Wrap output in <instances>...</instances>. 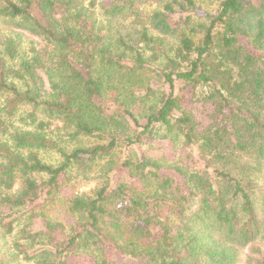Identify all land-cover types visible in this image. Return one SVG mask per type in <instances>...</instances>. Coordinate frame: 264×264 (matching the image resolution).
I'll use <instances>...</instances> for the list:
<instances>
[{"label": "trees", "instance_id": "obj_1", "mask_svg": "<svg viewBox=\"0 0 264 264\" xmlns=\"http://www.w3.org/2000/svg\"><path fill=\"white\" fill-rule=\"evenodd\" d=\"M2 24L0 264H264V0H0Z\"/></svg>", "mask_w": 264, "mask_h": 264}, {"label": "rangeland", "instance_id": "obj_2", "mask_svg": "<svg viewBox=\"0 0 264 264\" xmlns=\"http://www.w3.org/2000/svg\"><path fill=\"white\" fill-rule=\"evenodd\" d=\"M156 7V4H153L152 7H146V9L148 11H151V9L155 8ZM1 26H4L3 24L0 25ZM14 31L16 30L15 28L13 29ZM26 37V36H25ZM29 38V40H28ZM30 40H32V37L31 36H28L27 35V38H23L22 39V42H21V46H20V50L21 52H26L29 48V42ZM189 99H190V102H189ZM192 100L189 96V98L187 97L186 99V103L185 105L189 106L190 107V104L194 107V105L192 104ZM196 117H198L199 120H201L202 122L204 121V116L200 113V111H197L196 113ZM52 130V129H51ZM52 135L51 136H56L57 132L55 129L52 130ZM83 140L81 143H78L77 140L76 141H73L72 143H70L68 145L69 147V150L70 149H73V147H79L81 146L83 143V145H85V139H81ZM85 141V142H84ZM167 143L168 141L167 140H160V139H156V140H152L150 141L148 144L142 146L141 148V152H143V154H152L151 156H158V155H164V154H169L172 152V150L170 148L167 147ZM89 144V143H88ZM87 144V145H88ZM179 144V143H178ZM178 147V146H177ZM52 154H45L44 155V161L46 160L47 162L49 160H52ZM56 157H54V160H55ZM54 162V161H53ZM91 176V180L89 181H86L85 179H78V180H81V189L80 191H86V190H89V188H92L94 185H95V182H99L98 180H95L94 178V173H90L89 174ZM258 246H256V248L259 250V249H264V241L263 242H260V243H257ZM239 258H240V263L239 264H246V256L248 254H250V250L249 248L248 249H243L241 251H239ZM255 256V254H253ZM21 264H25L23 262H21Z\"/></svg>", "mask_w": 264, "mask_h": 264}]
</instances>
